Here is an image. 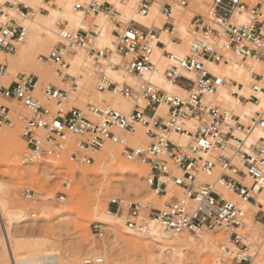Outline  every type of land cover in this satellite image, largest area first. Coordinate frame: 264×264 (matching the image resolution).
<instances>
[{
  "label": "built area",
  "instance_id": "obj_1",
  "mask_svg": "<svg viewBox=\"0 0 264 264\" xmlns=\"http://www.w3.org/2000/svg\"><path fill=\"white\" fill-rule=\"evenodd\" d=\"M123 1L115 0L117 3ZM193 2L194 8H189ZM75 3L76 9L87 17L99 13L110 17L115 52L94 46L99 29L96 22L75 31L65 22H59L58 42L47 54H40V59L56 65L59 75H63L62 82L76 88V77L65 75L64 68L69 66L68 56L84 51L91 62L96 88L136 101L133 110L124 113L116 108L88 103L87 111L94 118L77 106L64 110L62 106L68 96L65 87L48 82L37 94L39 77L25 72L14 74L9 83H3L7 66L0 63V98L3 101L0 102V129L21 122V135L28 147L25 157L38 163L40 159H65L75 165H88L95 161L90 155L93 151L107 143L120 145L127 158L148 166L145 180L164 200L161 206L142 200L130 202L125 216L129 228L147 231L149 221L155 220L162 230L175 234L223 231L229 233L228 239L232 243V246L222 245L227 253L224 264H251V256L243 253L248 244L240 231L247 211L229 198L227 192L256 203V194L264 189V186H255L264 179V138L252 139L255 129L264 125V111L257 110L250 116H242L235 109L229 113L219 99V93L227 86L230 94L243 104L260 100L257 93L264 91V87H260L264 85V21L261 20L264 0H138L137 11L144 16L149 15L154 4L158 5L163 17L161 25H146L135 19L121 21L118 19L121 11L113 7L111 0H75ZM196 4L203 8L198 9ZM5 8L8 13L16 11L17 17L8 15ZM179 8L191 12V40L185 55L167 49L162 39L165 32L175 43L184 42L178 28L176 11ZM33 10L24 2L16 4L12 0H5L0 6V16L8 15L7 23H0L1 51H16L27 33L21 20ZM237 12L246 15L251 23L233 22ZM66 31L69 36L64 35ZM127 31H132L135 39L124 35ZM154 46L160 47L169 61L163 70L166 80L184 90L172 92V101L167 99L166 89L156 87L150 92L152 83L142 79L141 68L149 73L157 67L152 63ZM113 54L119 56V63H113ZM253 59L259 60L261 65L256 67ZM173 60L175 63H171ZM231 63L250 72V94L241 96L239 90L243 83L220 72L221 84H216L218 72L211 64ZM109 68L123 71L124 79L110 77ZM233 88L238 91L231 92ZM40 97L53 102L57 108L45 104ZM140 100L144 101L143 108ZM14 103L22 104L29 114L15 113L11 107ZM55 123L60 127H54ZM138 125L145 129L147 143L131 145L127 133L136 131ZM238 131L241 136L235 135ZM201 139L208 147L199 143ZM249 139L253 140L252 144H248ZM246 178L250 180L249 184L245 182ZM63 187L66 191L57 193L60 201L70 196L69 179L63 181ZM24 194L29 199L34 197L31 189H25ZM111 203L117 206V213L124 212L121 200L114 199ZM262 207L255 212L254 220L264 228ZM111 230V226L102 222L91 224L92 234L100 241ZM229 256H232L230 262ZM84 259V264H105V253L90 254Z\"/></svg>",
  "mask_w": 264,
  "mask_h": 264
},
{
  "label": "bare ground",
  "instance_id": "obj_2",
  "mask_svg": "<svg viewBox=\"0 0 264 264\" xmlns=\"http://www.w3.org/2000/svg\"><path fill=\"white\" fill-rule=\"evenodd\" d=\"M14 3L18 2H24L28 6H30L34 0H12ZM102 1V0H100ZM113 1V0H111ZM43 2L47 3L50 8H53V5L57 3V0H53L51 2H47L46 0H43ZM75 2V0H74ZM132 0H124L123 2H118L122 5H127L131 3ZM194 5V4H193ZM31 7V6H30ZM195 7L203 8L202 5L196 4ZM33 8V7H32ZM34 10L30 12V14L21 20V22L26 26L27 35L25 37V40L20 42L17 46V49L15 52L11 53H4L0 51V63L6 64L7 71L6 74L2 77L3 83H9L11 81L12 75L18 73V72H33L36 76L39 77V82L36 87V90L38 92H41V83L43 81H51L59 84V87H67L68 90V96H67V102L68 107L69 104L75 106H80L87 110V103L91 102L101 107H111L116 108L118 110L123 111L124 113H130L133 108L134 104L133 101L126 99L122 97L121 95H114L109 91H100L98 93V96L96 98H90V94L92 91L95 90V79L92 76L91 69V62L88 59V56L86 53L82 50H79L76 54L70 55L67 57L69 62V67L67 66L64 68V74L71 77H76L78 81V86L72 87L68 83H63L61 78L58 77L55 70L53 71L48 64L42 62L39 55L40 54H47V45L48 43H53L51 47L58 42L59 36H58V30H59V22H65L67 27L69 28V21L60 19L54 24H50L49 17L50 13H43L40 8H33ZM121 16L125 15V12L128 11L127 7L125 9L121 10ZM53 11H64L63 9L53 8ZM77 13L81 12L77 9H75ZM134 12V17L139 16L140 19L131 18L138 20L139 22L151 25L153 23H156L158 25H161L163 22V17L161 13L159 12L158 8L156 9V12L153 13V9L149 13V15L144 16L139 14V12L136 9L132 10ZM176 13L179 17V25L178 28L180 29L181 33L184 36V42L181 44L175 43L173 40H171L165 32L162 33V39L166 42V48L174 52L178 55H185L187 54L189 50V42L191 40V32H190V25H189V19L190 16L187 14L185 9L179 8L177 9ZM94 21L99 25V30L101 33H104L106 36H109L112 38V40H115V36L112 33L113 24L109 16H107L104 13H99L94 15ZM93 16V17H94ZM102 17L107 18L106 23L102 20ZM126 19V21L131 20ZM90 19L89 17L84 15V23L85 27H89ZM105 27L107 28V31L105 32ZM100 39L99 36L95 38V43L98 42ZM114 46V44H113ZM160 53V57L156 56V53ZM118 55L113 54L111 58L113 60H118ZM161 57L163 58L161 60ZM153 59H156L158 61L157 67L160 66L163 70L164 68L169 64V61L165 55L162 54V50L160 47L154 46L153 48ZM253 62L256 67L261 65V62L257 59H253ZM54 66V65H52ZM213 69L215 71H219L223 75L225 73L231 72V78H234L238 80L239 82L243 83V87L239 90L241 93H247L250 94L252 92V89L250 88V80L251 75L250 72L247 71L245 68H242L238 66L236 63H231L228 65L224 64H211ZM157 67L149 72L151 75L156 74ZM87 68V69H86ZM238 69H243V72H238ZM163 70L161 72V75L163 79L166 80V78L163 75ZM108 71H111L112 73H115L116 75L120 76L119 80L124 79V72L121 70H113L108 69ZM227 76V75H225ZM237 76L240 77V79H237ZM227 78H229L227 76ZM115 79V78H114ZM174 86L173 92H184V90L177 84L171 83ZM166 89L165 87H163ZM222 90L228 91L227 86H225ZM229 95L230 92L228 91ZM264 93V91L258 92L257 94L260 97V94ZM233 99L238 100V97L233 96ZM66 103V102H65ZM64 103V105H65ZM240 105H242V108H236L235 110L240 113L242 116H250L255 111L261 110L259 107L260 100L258 102H248L247 104H243L239 101ZM252 107V111L249 114L248 109L249 107ZM15 107V106H14ZM63 107V106H62ZM67 108V106L65 105ZM19 111V109H18ZM23 111V110H22ZM15 112V111H14ZM17 112V110H16ZM91 114V113H90ZM92 118H94V115H91ZM19 122V121H18ZM18 122L16 124H18ZM20 123L17 127L20 129ZM15 124V125H16ZM15 127V128H17ZM22 127V125H21ZM0 130V157L5 156L9 162H11L12 165H18L22 166V159L19 157V149L17 146L21 144L22 137L20 130ZM260 128H256L254 131V134L252 135V139L257 138L256 132ZM146 136V134H145ZM128 138L131 140L132 143H136L137 140L134 136L131 134L128 135ZM143 138V135H142ZM28 149V147H27ZM100 150L99 155L97 156V163L99 164L97 169L93 172V174H97L100 172H103L104 174H108L109 171H116V172H123V173H129L128 175L132 178H143V175H141V169L134 164L131 163L129 160L125 159L122 156V148L120 145L107 143L103 148L98 149ZM21 159V162H20ZM40 163L36 161H28L26 157L23 159L24 164H28L29 166L35 167V166H41L44 170L39 169L40 171H33L32 169L26 170L23 173H17L21 176H36L40 172H49L47 171L49 169V162H52V160L49 159H40L38 160ZM57 161V160H56ZM59 163L61 161H58ZM42 164H48L43 165ZM57 164V162H56ZM48 168V169H47ZM70 171L73 176H77L78 178H85L90 172L83 168V167H70ZM61 172H63L61 170ZM44 175V174H43ZM36 179V178H35ZM118 180H112L103 183L99 188V193L97 197L95 198L94 202L92 203V210H90L91 218L94 221L102 222L105 224H108L109 226L113 227V229H118L122 234L125 236H129L132 238H135L138 240V242H135V245L139 246V251H141V257H146L147 259L145 261H141L140 264H147L155 262V258L158 256V262L161 263V261H166V264H185L187 260L190 259L191 255H194L195 257H200L204 252L210 251L212 254V258H207L204 260V264H224L223 259L227 258V253L223 250L222 245H226L227 243H222L221 239L212 238L210 235L204 231L202 233H199L197 235H190V236H184L182 234H175L171 231H164L160 228L159 224L155 220L149 221V229L147 231H135L128 227V225L125 222V216L123 213H117L116 211H112L109 208L108 204V196L104 195V190L112 189L114 191L115 196L110 197L111 200L121 198L119 196L120 189L118 188L119 185H114V182ZM246 183H250V180L248 178L245 179ZM6 183L4 181L0 180V214H2L3 220H5V224L2 222L0 224V227L2 226V236L0 237V242L4 247L5 250V257L7 259L8 264H78V261L73 257H71V260L66 262L62 258H57V255L59 254V251L55 247L45 248L40 247L38 250H35L33 252H24L21 247V242L25 239V233L24 230H21V234L24 232V236H17L14 229V225L21 223H26V220H28V210L29 206H35L39 208V210L42 213V216H45L46 219L50 218L52 210H55V215L62 216V215H69L73 213L72 209H54L57 208V206H53L49 201H38V199L29 200L30 203H13L9 200L8 196L6 195V192L4 190ZM149 186V185H148ZM126 190L129 191V193H136L138 194L144 203L148 204H154L155 206H161L164 202L163 199L160 197L154 195V196H144L141 195L140 192L142 191L141 185L137 183L134 180L126 182ZM264 195V189L262 191H259L256 194L257 202L254 203L252 201H245L240 199V197L236 193L227 192V196L231 198L233 201H235L240 207H242L245 211H247V216L245 218L244 225L251 226L253 222H256L254 220V214L253 212L260 207L264 205V203L261 202V196ZM106 197V198H105ZM126 200L124 198L121 199L122 204L126 203ZM130 202H127L128 205ZM74 207H76L77 203H71ZM260 204H263L260 206ZM54 207V208H53ZM126 208V207H125ZM264 210V207H263ZM1 218V217H0ZM1 218V219H2ZM24 224V225H25ZM19 226V225H18ZM26 226V225H25ZM16 228V227H15ZM263 228V227H262ZM264 229V228H263ZM20 232V231H19ZM217 232V231H212ZM262 230L260 229H252L250 228V232L246 234V242L248 244V248L243 251V253L247 256H251L253 259V264H264V236L262 235ZM28 236V235H27ZM27 238V237H26ZM227 241V240H226ZM222 244V245H221ZM229 244L230 241H229ZM103 245V241H102ZM231 246V245H230ZM252 248V249H250ZM250 249V250H249ZM204 250V251H203ZM106 254V251H105ZM93 255V254H92ZM156 256V257H155ZM62 257V256H60ZM160 260V261H159ZM157 263V262H155ZM165 264V263H163Z\"/></svg>",
  "mask_w": 264,
  "mask_h": 264
},
{
  "label": "rangeland",
  "instance_id": "obj_3",
  "mask_svg": "<svg viewBox=\"0 0 264 264\" xmlns=\"http://www.w3.org/2000/svg\"><path fill=\"white\" fill-rule=\"evenodd\" d=\"M193 4L195 3L193 2L189 8H194ZM185 11L187 12V14H189V16H191L190 9L189 11L185 9ZM47 12L49 11L47 10L46 12H43V13H47ZM93 16L94 15H91L89 17L90 24H92V22H95L94 21L95 16L94 17ZM52 44L48 43L47 52L50 50ZM4 53H7V52H4ZM42 62L46 64L47 63L50 64L49 67L53 71L55 70L57 72V66L54 65L52 62L45 61V60H42ZM23 72L27 74L28 73L34 74L33 72H27V71H23ZM57 75L62 80L63 75L61 76L59 75V73H57ZM48 82H51V81H43L41 83V87H43L44 84H47ZM52 83H55V82H52ZM57 85L59 86V84ZM36 93L39 94L40 92L36 90ZM98 93H100V91L97 88H95V90L91 92L90 98H96L98 96ZM40 98H41V101L44 102L45 104H49L54 109L57 108L53 102L50 103L46 99L42 97ZM0 102H3L1 101V98H0ZM88 103H91V102H88ZM67 104L68 102L66 101L65 105L67 106V108L65 107V105H63L62 107L64 110H68L72 106H75V103L74 105H72L73 103L69 104L70 105L69 107ZM87 106L88 105H86V107ZM11 107L13 108L15 113H21L23 115L29 114L28 110L24 108V106L20 103H14L11 105ZM77 107L81 108L87 116L91 117L92 114H90L87 110H85L84 108L80 106H77ZM18 124L11 126V127H4V128H1L0 130H9L12 128L13 130H17L19 128L17 127ZM21 125L23 126V124L20 123V129H18L20 131H22ZM130 134L136 138L137 140L136 143H132L131 140L128 138V135ZM142 135H143V138H142ZM127 138H128L129 144L131 145H141L145 142L147 143V137L145 136V129L141 125L137 126L136 131L127 133ZM17 147L19 149V152H18L19 157L22 159V162L20 159L22 166L12 165L11 162H9L5 156L0 157V180L6 183L4 190L9 200L13 203L25 204V203H30L29 200L31 201L33 199H38V201H41V202L49 201L53 206L54 205L57 206V208L53 207L54 209L68 208V209H72L73 211V213L69 215L65 214L62 216H57L54 213L55 210H52L50 218L46 219L45 216H42V213L39 210V208L36 207L37 204L35 206H31V207L29 206L28 215H27L28 220H26L27 224H25V222L21 223V225L16 224L13 227L14 229H12L13 231L16 232V233L13 232V234H16L17 236H24L23 234L24 232H26L25 236L27 238L25 237V239L21 242V247L24 252L25 251L33 252L35 250H38V248L40 247H45V248L55 247L59 251L57 258L59 259L62 258L64 259V261L68 262L71 260V257L74 256V258L78 261V264H84V260H85L84 257L90 254L105 253V251H106L105 264H140L141 261H145L147 259L146 257L144 258L141 257V251H139V246L137 245L136 247L135 245V242H138V240H136L135 238L129 237V236H125L118 229H113V227H111L113 230L107 233V236L104 238L103 245H102V241L98 240V238L95 235H93L91 232V224L92 222H94V220H92L93 218H91V213H90V210H92V203L94 202L95 198L97 197L99 193L100 186L103 183L112 181L114 179L118 180L114 182V185H119L118 188L121 191L119 194L121 198H118V199L121 200L122 198H124L126 200L125 201L126 203L142 200V198L138 195L139 193L136 195V193L135 194L129 193V191L126 190V182L131 181V180H134L141 185V189H142V191L140 192L141 195H144V196L156 195L152 191V189L148 186L145 180V177L147 176L148 171H149V168L146 164L139 162V161L130 160L121 152L122 156L125 159L129 160L131 163L136 164L139 167V169H141V175H143V178L141 177L132 178L128 175L129 173H123V172L121 173V172H116V171H109L108 174H104L103 172L93 174V172L97 169L99 165L97 163V156L99 155L100 150H95L92 153H90V155L93 156L95 159V161L92 164L75 165L73 163L67 162L65 159L57 160V161L52 160V162H49V169L47 168L48 169L47 171H49L48 173L40 172L36 176H31V175L21 176L19 175L20 173H23L24 171L29 170V169H32L33 171H38V172L40 171L39 169L41 170H44V169L38 165L35 167H32V166H29L28 164L23 163V159L28 153L27 144L23 138H22L21 144H19V146ZM58 161H61V162L59 163ZM43 165L48 166V164H42V166ZM72 166L83 167L87 169L90 173L85 178L83 177L78 178L77 176L72 175L70 171L71 169L70 167ZM61 170L63 172H61ZM65 179H69L71 182V187L68 190L70 193V196L69 198H67V200L60 201L58 200L59 194L57 193L59 191H66V189L63 187V181ZM25 189L33 190L34 197L31 199L27 198L26 195L24 194ZM105 195L109 197L107 201L109 204V208L112 211H116L117 206L111 203L112 200L110 197H113L117 194H115L112 189H109V191L105 189L103 196ZM74 202L77 203L76 207H74L71 204ZM126 203L122 204V207L124 210V213H123L124 216H126V212H127ZM261 205L263 204H260V206ZM258 210L259 209L255 210L253 214H255V212H257ZM33 214H36V215L33 216ZM0 217L2 218V214H0ZM1 218H0V223L5 222V220ZM250 228L252 229L259 228L260 231L262 230L261 233L264 236V229L262 228L261 224H259L258 222H253V224L250 227L244 225V227L240 229L241 233L244 236V240L246 238L245 235L248 234V232H250ZM21 230H24L23 234H21ZM2 231L3 229L1 226L0 227V237L2 236ZM206 232L210 235V237L221 239L222 243H227L228 246L230 245L232 246L231 242H230L231 244H229V239H228L229 233L227 234V233H224L223 231H220V232L219 231L217 232L206 231ZM187 235L190 236L192 234H184V236H187ZM211 256H212L211 252L207 251V252H204V254H202L199 258L195 257L194 255H191L190 259L187 260L186 262H191L193 264H204V260L207 258L211 259L212 258ZM155 259H156L155 262L157 263L147 262V264H163V263L166 264L167 263L166 261H163V260L161 261V263L158 262V259H159L158 256ZM231 259H232V256H229L228 262H230ZM0 264H8L7 259L5 257V250L1 242H0ZM251 264H253L252 257H251Z\"/></svg>",
  "mask_w": 264,
  "mask_h": 264
},
{
  "label": "snow or ice",
  "instance_id": "obj_4",
  "mask_svg": "<svg viewBox=\"0 0 264 264\" xmlns=\"http://www.w3.org/2000/svg\"><path fill=\"white\" fill-rule=\"evenodd\" d=\"M5 3V0H0V6H3ZM33 8H41V9H47L49 11V13L51 14L49 17V23L50 24H54L56 23L58 20L63 19L66 21H69V28L73 31H75L76 29H82L85 27V23H84V13L83 12H79L77 13L75 11V9L77 8V4L74 2V0H57V3L53 5V8H58V9H63L64 11H53V8H50L49 5L45 2H43V0H34V2L30 5ZM138 0H132L131 3L125 5H122L120 3L115 2V0H113V7L116 9H125V7H127L128 11L125 12V15L119 17L118 19H120L121 21H124L126 19H131L134 17V12L132 11L133 9H136L138 7ZM85 7H87V5H85ZM145 8H147V5L144 6ZM158 8V5H153L152 9H153V13L156 12V9ZM4 11L6 13H8V9L5 8ZM8 15H10L11 17H17V12L16 11H11L10 13H8ZM8 15L6 16H0V23H7L8 21ZM134 18L136 19H140L139 16H135ZM106 19L105 17H102V20L105 21L106 23ZM261 20L264 21V15L261 16ZM238 21L240 24H250L251 21L247 18L246 15H239V12L236 13L235 19L233 22ZM220 23H223L222 21ZM107 31V28L105 27V32ZM97 34L100 37L99 41L96 42L94 44L95 47L99 48V49H103L104 47H107L109 49H111L113 52H115V49L113 48V44L115 43L114 40H112L111 37L106 36L104 33H101L99 29H97ZM65 36H69V32H65L64 33ZM124 35H126L128 38L130 39H135L134 33L132 31H127L124 33ZM150 51L151 46H150ZM157 57H160V53L157 52L156 53ZM163 58L161 57V60ZM104 63H107V61H105ZM113 63H119L118 60H114ZM152 63L154 65L158 64V61L156 59L152 60ZM171 63H175V60L171 61ZM193 63H195L193 61ZM129 67H133V65L129 64ZM162 68L160 66L157 67L156 70V74L155 75H151L147 72L146 69L141 68L140 71L143 74L142 79L145 81H150L153 85V88H149L148 91L152 92L154 91V89L156 87H165L167 92L169 93L167 95V99L169 101L173 100V96L171 95V93L174 91V86L171 83L166 82L162 75ZM238 72L242 73L243 69H238ZM186 74V73H185ZM225 75H227L229 78H231V72L225 73ZM109 76L112 78H115L117 80L120 79V76L116 75L115 73H112L111 71H109ZM237 79H240L239 76H237ZM216 84L220 85L221 84V78H220V73L218 71V76L216 79ZM260 87H264V85H260ZM238 91V89H231V92H236ZM241 96L247 95V93H240ZM177 99H179V97H177ZM219 99L224 103V108L227 112H231L233 109L236 108H242L243 106L240 105L238 100L233 99V97L231 95H229L228 91L225 90H221L219 93ZM133 103H136V101H133ZM139 104L141 106V108H143L144 106V101L140 100ZM259 107L262 111H264V93L260 94V104ZM161 108H164V105L161 104ZM252 111V107L250 106L248 109V113L250 114ZM160 113H157V115H159ZM229 123H231V121H229ZM54 127L58 128L60 127V125L58 123H55L53 125ZM190 126V125H189ZM236 136H241L242 134L238 131L235 133ZM256 136L260 137V138H264V125L260 126V129L256 132L255 134ZM185 139H187V137H185ZM199 143L201 145H204L205 147H208V143L201 139L199 141ZM253 140L249 139L248 140V144H252ZM239 147V146H238ZM244 151L247 152L248 148L245 147ZM262 167H264V165H262ZM257 188H259L260 186H264V179H260L259 183L257 185H255ZM261 202L264 203V195L261 196Z\"/></svg>",
  "mask_w": 264,
  "mask_h": 264
}]
</instances>
